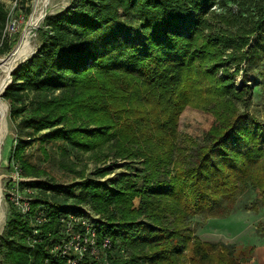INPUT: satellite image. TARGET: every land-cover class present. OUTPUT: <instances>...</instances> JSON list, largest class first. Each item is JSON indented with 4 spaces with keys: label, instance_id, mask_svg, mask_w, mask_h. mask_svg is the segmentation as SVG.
Segmentation results:
<instances>
[{
    "label": "trees",
    "instance_id": "trees-1",
    "mask_svg": "<svg viewBox=\"0 0 264 264\" xmlns=\"http://www.w3.org/2000/svg\"><path fill=\"white\" fill-rule=\"evenodd\" d=\"M25 1L21 0L23 6ZM215 2L72 0L45 17L39 28L41 45L17 66L3 92L11 117L21 116L22 124L40 133L30 140L59 141L73 151L106 152L113 164L118 158L128 159L123 165L129 173L101 180L113 171L105 165L74 184L65 185L51 175L42 179L45 171L25 156L30 140L18 138L12 160L20 175L30 178L22 185L32 188L31 210L24 213L12 203L6 234L0 239L1 264H28L30 254H35L32 264H43L52 243L66 235L67 222L61 217L84 212L81 204L88 203L106 217L95 222L98 243L107 236L112 241L106 250L110 264H181L183 245L189 246L192 264H240L235 244L198 239L189 245L188 231L176 228L167 202L189 189L203 206L241 182L250 185L264 209V179L252 180L253 165L264 155L259 147L264 143V122L250 120L237 108L221 126L205 132L202 144L193 146L179 177L169 176L180 136L175 119L186 104L204 107L205 91L235 98L256 91L246 82L236 90L234 75L241 60L250 65L256 54L245 46L264 28V5H258L248 32L244 28L234 34L212 28L208 14L213 15ZM8 20L6 2L0 0L3 44ZM229 48L235 73L223 58ZM203 75L207 82L202 83ZM248 142L252 146L246 152L229 146ZM38 207L46 210L47 219L34 233ZM191 216L186 212V218ZM81 264L100 262L87 257Z\"/></svg>",
    "mask_w": 264,
    "mask_h": 264
},
{
    "label": "rangeland",
    "instance_id": "rangeland-1",
    "mask_svg": "<svg viewBox=\"0 0 264 264\" xmlns=\"http://www.w3.org/2000/svg\"><path fill=\"white\" fill-rule=\"evenodd\" d=\"M4 1L9 10V20L4 34L5 43L3 44V41H0V48L4 49L3 52H0V57L9 55L19 43L25 29L30 27V19L37 14L44 0H26L24 6L21 0ZM71 2L72 0L48 1L41 20L32 28V39L36 44V49L43 41L39 28L44 26L45 17L48 14L65 9ZM258 5H264V0H217L211 7L213 15L208 14L209 21L212 28L219 31L224 30L235 34L245 28L244 31L248 32L252 27L255 16L258 14ZM250 47H253L254 54L256 53L252 57V63L248 65L246 59L241 60L238 65L239 70L236 73L234 71H236L237 66L235 67L236 64L230 59L229 54L232 52L230 48L225 51L223 58L227 60L226 65L230 67V71L235 73V89L240 90L246 82L256 91L253 95L247 96L246 93L241 98H235L229 93H226L224 97H215V95L206 93L207 88L205 86L207 84H203V91H205L203 95L206 96L204 101L208 103L203 105L204 107L186 104L176 116L175 129L180 136L175 142L177 149L173 156L175 160L169 165V176L176 175V177H179L187 158L193 153L191 151L193 146L202 144L205 132L212 127L221 126L225 118L229 119L235 113L236 108L241 114L248 116L250 120L257 118L264 122V28L260 33L251 36V40L245 46V49L249 51ZM2 74H4V71L2 63H0V76ZM220 74H222V70L218 72V75ZM204 82H207V79L203 75L202 83ZM32 95L31 93L28 97L26 106L30 105L29 101H31ZM1 97H3V94ZM2 99L8 105V130L0 156L3 201V215L0 218L1 240V235L6 234L5 229L9 222L13 204L18 206L16 204L18 200H27L28 193L32 191V188L22 185V181L30 178L20 175L18 166L12 160V149L18 138L22 137L30 140L40 134L34 132L31 126L22 124L21 116L13 119L10 115L9 103L4 97ZM104 107L105 105L101 106V108ZM105 110L107 109L105 108ZM229 146L246 152L252 146V143H229ZM259 147L264 149V143L259 144ZM105 155H107L106 152L96 153L95 150L73 151L59 141L30 140L25 149L28 162L45 171L42 179H49V175L55 176L58 181L65 185L74 184L88 175L94 176L96 169L105 165H111L113 171L100 178L101 180L129 173L123 165L128 159L118 158L116 163L113 164L112 158ZM179 158L182 161H179ZM253 167L256 172H254L252 180L264 179V155L256 160ZM236 186L237 188L234 187L229 194L221 193L218 200L202 202L203 206H198L195 201L193 196L196 195L195 190L190 192L189 189H185V193L176 192L174 197L167 198V202L173 211L174 222L177 223L176 228H179L180 232L188 231L186 233L190 235L191 240L189 245H192V242L198 239L205 242L223 241L235 244V255L240 264H264V209L257 201V195L250 185L237 182ZM138 198L137 196L134 199V208H138ZM81 206L83 210L89 211L92 215L106 218L104 213L95 210L91 203L84 206L81 204ZM186 212L192 214V216L186 218ZM5 247L7 248V245ZM34 255L30 254L28 264L34 262ZM182 255L184 256L181 264H192L191 251L188 245L182 246ZM3 261L4 256L0 253V264ZM139 261L141 262L142 259H139Z\"/></svg>",
    "mask_w": 264,
    "mask_h": 264
},
{
    "label": "built area",
    "instance_id": "built-area-1",
    "mask_svg": "<svg viewBox=\"0 0 264 264\" xmlns=\"http://www.w3.org/2000/svg\"><path fill=\"white\" fill-rule=\"evenodd\" d=\"M30 199L28 197L27 200L21 199L15 203L24 213H29ZM46 213L44 208H37L33 218L34 233L40 230L39 225L47 219ZM96 219L100 217L85 210L82 213L68 212L62 216L61 220L67 222L66 235L61 240L52 243L49 250L50 255L45 258L43 264H81L87 257L98 260L100 264H110L106 258V250L112 247V241L107 236L101 245L98 243ZM77 225H81L83 229H76Z\"/></svg>",
    "mask_w": 264,
    "mask_h": 264
},
{
    "label": "bare ground",
    "instance_id": "bare-ground-1",
    "mask_svg": "<svg viewBox=\"0 0 264 264\" xmlns=\"http://www.w3.org/2000/svg\"><path fill=\"white\" fill-rule=\"evenodd\" d=\"M48 1L49 0H44L42 6L38 9L37 14L30 19L29 21L30 27H27L25 29L21 40L12 50V52L7 56L0 57V63H2V68L4 71V74L0 76V156H1V148L3 145V141L8 130L7 127L8 105L2 99L3 97H1V95L3 94L6 85L10 82L9 75L11 68L17 65L21 60L30 56L36 49V44L33 42L32 39V28L35 25H37V23L41 20L44 14V8L48 4ZM2 202H3L2 189H1V179H0V218L3 215Z\"/></svg>",
    "mask_w": 264,
    "mask_h": 264
},
{
    "label": "water",
    "instance_id": "water-1",
    "mask_svg": "<svg viewBox=\"0 0 264 264\" xmlns=\"http://www.w3.org/2000/svg\"><path fill=\"white\" fill-rule=\"evenodd\" d=\"M36 51H37V49L34 50V52H33L30 56L26 57V58L23 59L22 61H24V60H26L27 58H30L31 56H33V54H34ZM22 61H21V62H22ZM21 62H20V63H21ZM20 63H18L17 65H15L13 68H11V70H10V75H9V77H10V82L6 85L5 89H6L7 86L12 82V73H13V71L17 68V66H18ZM5 89H4V91H5ZM4 91H3V92H4Z\"/></svg>",
    "mask_w": 264,
    "mask_h": 264
}]
</instances>
